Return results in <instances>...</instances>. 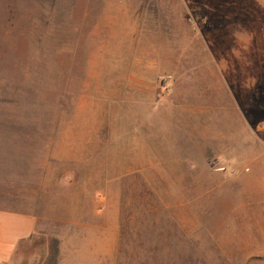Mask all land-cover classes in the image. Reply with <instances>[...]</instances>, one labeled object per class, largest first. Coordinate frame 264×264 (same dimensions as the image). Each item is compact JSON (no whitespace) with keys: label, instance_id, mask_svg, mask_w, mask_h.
<instances>
[{"label":"rangeland","instance_id":"1","mask_svg":"<svg viewBox=\"0 0 264 264\" xmlns=\"http://www.w3.org/2000/svg\"><path fill=\"white\" fill-rule=\"evenodd\" d=\"M11 1L0 157L29 183L1 181L9 199L86 221L106 201L115 264H264V35L218 24L211 0Z\"/></svg>","mask_w":264,"mask_h":264},{"label":"crops","instance_id":"2","mask_svg":"<svg viewBox=\"0 0 264 264\" xmlns=\"http://www.w3.org/2000/svg\"><path fill=\"white\" fill-rule=\"evenodd\" d=\"M211 2V11L207 10L219 20L218 24L228 27L255 26L256 32L252 35H257L259 41L263 39L264 30L261 27L264 26V0H211ZM148 9L150 10L151 7ZM175 10L179 9L175 7ZM138 17V22H143L141 25L144 27L150 26L151 21L155 19L150 13L138 14ZM138 25L140 24H133L130 30L125 31L124 35L128 38L121 37L120 40L135 42L137 40L135 28ZM122 26L124 27L125 24ZM235 36L233 39L235 41L256 40L249 38L246 32L237 33ZM66 148L67 151L62 152V157L65 160L74 159L73 152L70 156L68 144ZM2 151L0 183L13 179L17 180L20 187L27 186L29 176L26 164L22 161L18 164L12 162L10 148H3ZM31 180V184H43L42 173L40 172L38 177L36 172V177ZM102 180L100 184H103ZM21 191L23 190L20 188V193ZM9 196L6 190L0 189V264L116 263L121 234L120 211L116 208L113 210L106 201L100 203L91 213V219L86 221L76 219L73 216L74 211L69 209L67 216L63 213L61 215L58 206L54 205L40 203L18 206L9 199ZM58 200V197H53L52 202ZM52 222L57 225L52 227Z\"/></svg>","mask_w":264,"mask_h":264}]
</instances>
